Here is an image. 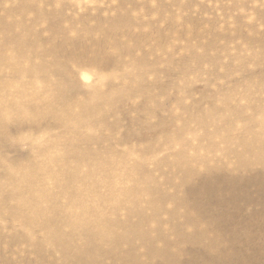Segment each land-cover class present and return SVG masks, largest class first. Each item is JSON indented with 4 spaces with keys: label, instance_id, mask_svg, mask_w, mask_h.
I'll list each match as a JSON object with an SVG mask.
<instances>
[{
    "label": "rangeland",
    "instance_id": "374dc122",
    "mask_svg": "<svg viewBox=\"0 0 264 264\" xmlns=\"http://www.w3.org/2000/svg\"><path fill=\"white\" fill-rule=\"evenodd\" d=\"M0 264H264V0H0Z\"/></svg>",
    "mask_w": 264,
    "mask_h": 264
},
{
    "label": "bare ground",
    "instance_id": "6f19581e",
    "mask_svg": "<svg viewBox=\"0 0 264 264\" xmlns=\"http://www.w3.org/2000/svg\"><path fill=\"white\" fill-rule=\"evenodd\" d=\"M27 26V25H26ZM57 66V65H56ZM150 70V69H149ZM107 85V84H106ZM215 249V248H214ZM163 256V255H162ZM175 260H177V259H175Z\"/></svg>",
    "mask_w": 264,
    "mask_h": 264
}]
</instances>
